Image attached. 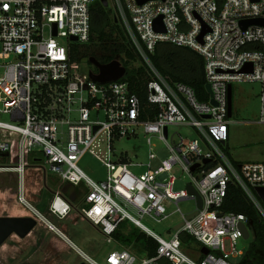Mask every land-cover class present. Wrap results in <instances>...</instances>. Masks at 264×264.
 <instances>
[{
    "label": "built area",
    "instance_id": "2783aa9c",
    "mask_svg": "<svg viewBox=\"0 0 264 264\" xmlns=\"http://www.w3.org/2000/svg\"><path fill=\"white\" fill-rule=\"evenodd\" d=\"M97 1L102 0H0V174L15 178L13 197L28 212L24 217L36 222L23 240L44 229L52 242L76 253L84 264H160L164 258L171 264H238L248 250L240 247L247 240L241 226L249 235L251 228L245 215L224 210L225 201L230 186L239 187L264 217L256 192L264 188V164L235 165L224 151L234 122L228 117V87L260 85L261 113L254 123L264 125V25L244 28L246 22L264 21V0H112L116 17L149 68L143 97L125 77L94 81L90 74L98 69L86 73L81 60L74 59V44L90 42ZM160 17L164 31L155 30ZM160 44L187 48L203 58L211 88L210 94L205 85L207 101L155 68L148 53ZM172 127L191 128L195 137L171 134ZM103 133L108 160L92 150ZM140 134L149 147L146 165L134 163L128 153L113 155L115 141ZM158 149L169 156L152 170ZM87 153L106 168L105 180H94L81 168ZM144 166L143 173L133 172ZM174 168L187 180L179 192ZM54 181L56 188L51 187ZM65 186L76 197H67ZM43 192L50 196L44 210L35 203L43 202ZM183 201H194L195 208L187 213L178 208L183 221L172 238L142 224L146 215L168 218L167 209ZM82 222L96 227L107 244H120L115 234L127 223L157 242V254L139 259L122 245L98 261L69 236V227ZM15 235L5 244L15 246ZM5 244L0 264L8 262Z\"/></svg>",
    "mask_w": 264,
    "mask_h": 264
},
{
    "label": "rangeland",
    "instance_id": "374dc122",
    "mask_svg": "<svg viewBox=\"0 0 264 264\" xmlns=\"http://www.w3.org/2000/svg\"><path fill=\"white\" fill-rule=\"evenodd\" d=\"M108 7L112 9L115 16L116 8L112 0H109ZM107 32L108 34L112 33L110 29H108ZM117 35L118 34L114 33L113 37L115 38ZM113 40L109 39L108 43L112 44ZM121 40L123 39L119 38L117 43L121 44L124 42ZM99 43L100 41L95 35L94 42L74 44V47H76L75 52H79L78 55H86L85 59L82 58L80 61L84 68V72L86 73L90 70H96V67L92 63L90 64L89 61L91 55H98L97 57H99V48L97 45ZM122 58L123 57L118 56L116 60L122 63ZM139 66H141V63L138 60H136V62L132 63L131 65V67ZM260 90L261 87L259 84L242 83L233 85V114L230 120H233L236 123L232 122L228 128L229 138L227 141V151L229 153L228 157L230 156L229 158H233L234 160H232L237 162V165L245 163L264 164V125L254 123L259 119L261 113V103L259 99ZM1 120L9 121V117L2 116ZM170 131L171 134L178 133L184 137H195L194 130L187 127H172ZM107 145V135L106 133H103L94 143L92 150L101 158L108 160L109 153ZM113 148V155L116 154L118 156L122 153H128L129 157L134 163H143L146 165L149 162V147L147 146L144 136L141 134L138 137L132 138L130 140L123 139L115 141L113 143ZM155 153L158 156V159L152 162V170H156L161 165V161L167 160L169 156V153L166 149H158L155 151ZM110 158L111 160L115 161L114 156ZM80 166L94 180L102 181L106 179V168L90 153H87L82 158ZM145 170V166L143 168H133V172L138 175L143 173ZM173 175L177 178L174 190L176 192L184 190L186 188L187 180L183 178V174L179 168H174ZM53 178L57 180L56 177ZM15 181V178L9 174H0V217H17L21 215L19 214L22 212L20 208L21 206L16 203L13 197ZM50 183L51 187L56 188L57 181ZM63 191L67 197H76L73 189L69 186H65ZM43 194L45 197L44 200L50 197L49 194L45 192H43ZM35 203L37 204L38 208L42 210L45 209V205L42 203L39 204L40 201L36 200ZM6 205L8 207H6ZM178 208L182 213H187L195 208V202L183 201L180 202L178 206L173 205L169 207L166 214L168 218L166 219L146 215L141 219V222L155 234L168 240L175 234V227L183 221L182 215L178 211ZM136 217L140 218L138 215H136ZM126 226L128 230L132 228V226L129 224ZM69 228H71V232L69 231V236L71 239L81 249L93 256L98 261H101L102 258L109 253L122 249V245L120 244H107L103 242L102 236L98 229L89 222H82L77 227L70 226ZM52 238L53 236L51 233L45 232L44 229H41L40 231H34L25 241H21L22 239L15 235L13 237L15 242L17 241L15 246H9L12 245L10 241L5 244L7 249L10 247V250H7L4 253V256L8 259L7 264H64L65 261L68 262L67 264L82 263V260L76 253H70L68 250H65L62 244L52 242ZM253 238L254 235L251 230L249 239L240 241V247L246 250L253 241ZM35 240L37 241V244L33 245ZM131 250L136 253L138 249L137 247H133ZM188 253L191 257H195L194 253ZM136 254L139 259L146 258V254L142 251H139ZM11 257H14L15 260H12Z\"/></svg>",
    "mask_w": 264,
    "mask_h": 264
},
{
    "label": "trees",
    "instance_id": "16d2710c",
    "mask_svg": "<svg viewBox=\"0 0 264 264\" xmlns=\"http://www.w3.org/2000/svg\"><path fill=\"white\" fill-rule=\"evenodd\" d=\"M112 13V9L104 7L100 1H97L92 7L90 42H94V36L96 35L100 43L97 44L99 57H97L98 55H91V57H94L102 65L109 64L116 60L118 56L123 57L121 61L127 69L123 80L129 82L132 89L140 97H143L145 84L151 78L149 68L138 54L120 18L116 17V13L115 16L113 13L112 17ZM108 29H110L112 35L108 34ZM114 33L118 34L115 38L113 37ZM119 38L123 39L121 41L124 42L118 44ZM109 39H114L112 44L108 43ZM78 53L74 51L75 60L85 59L86 55L80 53L82 55L80 56ZM148 57L155 68L171 83H184L195 90L200 101L208 100L205 90L204 60L200 55L187 48L176 47L171 44H160L156 47L154 53H148ZM136 60L140 61L141 66L131 67ZM225 151L229 155L227 148ZM231 161L237 165V162ZM224 210L245 215L254 235L246 254L238 264H264V217L259 213L245 192L235 186H230ZM126 225L127 223H123L115 234L117 241L126 247H137V252L142 251L149 257L156 256L157 242L134 226L128 230ZM160 264L171 263L164 258L160 261Z\"/></svg>",
    "mask_w": 264,
    "mask_h": 264
},
{
    "label": "water",
    "instance_id": "95a60500",
    "mask_svg": "<svg viewBox=\"0 0 264 264\" xmlns=\"http://www.w3.org/2000/svg\"><path fill=\"white\" fill-rule=\"evenodd\" d=\"M147 0H139L140 3H144ZM104 7H108L109 3L108 0H102L101 1ZM118 21V19L116 18ZM251 24H258V25H264V21H249L244 23V28L246 26ZM155 30L157 31H164L163 25H162V17L156 20L155 22ZM206 30H204L205 32ZM203 32V34H204ZM203 34L200 36L199 40L202 41ZM76 40V38H74ZM90 62L98 69V74L91 73L90 77L99 83H108L112 81H118L121 80L126 76L127 69L125 66L122 65V63L118 60H114L110 62L109 64H100L94 57L90 58ZM206 89L208 93L211 94V88L210 85H206ZM233 112V90L232 86L230 85L228 87V117H232ZM204 163H208V161H205ZM195 166L193 169L197 168ZM191 193H195L194 189L190 188ZM256 192L262 202L264 203V188H257ZM199 206L202 207V201L199 198ZM196 213L190 215L188 219H192ZM182 226V224L175 227V229H179ZM36 227V222L29 217H9L4 216L0 217V247L5 244V242L10 238L11 235L16 234L20 238L24 239L26 238ZM243 230V235L245 239L249 238V233L246 229V227L241 226ZM207 249H203V253L205 255L208 254ZM84 264V263H81Z\"/></svg>",
    "mask_w": 264,
    "mask_h": 264
},
{
    "label": "crops",
    "instance_id": "0c3cea01",
    "mask_svg": "<svg viewBox=\"0 0 264 264\" xmlns=\"http://www.w3.org/2000/svg\"><path fill=\"white\" fill-rule=\"evenodd\" d=\"M232 114H233V112H232ZM227 145L228 144H226V148H227ZM231 153V152H230ZM230 157V156H229ZM231 159V158H230ZM233 159V158H232ZM231 159V160H232ZM234 160V159H233ZM238 164V163H237ZM43 198H45V197H43ZM48 200H49V198L48 199H45V200H43V202H42V204L43 205H47V202H48ZM6 207H8L7 205H6ZM18 207H20V206H18ZM21 208V210H22V212L21 213H19V214H21V215H19V216H17V217H24L25 215H27V211L26 210H24L22 207H20ZM13 216V215H12ZM10 217V216H9ZM73 227V226H72ZM69 231L71 232V228H69ZM35 244H37V241L35 240L34 241V243H33V245H35Z\"/></svg>",
    "mask_w": 264,
    "mask_h": 264
},
{
    "label": "bare ground",
    "instance_id": "6f19581e",
    "mask_svg": "<svg viewBox=\"0 0 264 264\" xmlns=\"http://www.w3.org/2000/svg\"><path fill=\"white\" fill-rule=\"evenodd\" d=\"M21 241H24L23 239L21 240ZM3 251H9L10 250V247L7 249L6 247H5V245L3 246V249H2Z\"/></svg>",
    "mask_w": 264,
    "mask_h": 264
},
{
    "label": "flooded vegetation",
    "instance_id": "af4514ba",
    "mask_svg": "<svg viewBox=\"0 0 264 264\" xmlns=\"http://www.w3.org/2000/svg\"><path fill=\"white\" fill-rule=\"evenodd\" d=\"M97 70V69H96ZM96 70H94V71H96Z\"/></svg>",
    "mask_w": 264,
    "mask_h": 264
}]
</instances>
